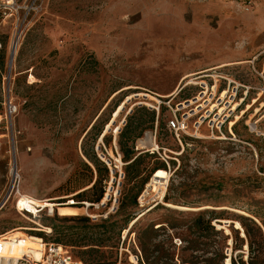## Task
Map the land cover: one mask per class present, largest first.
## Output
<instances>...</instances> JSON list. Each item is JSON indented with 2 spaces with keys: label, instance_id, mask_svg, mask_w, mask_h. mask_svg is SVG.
<instances>
[{
  "label": "rangeland",
  "instance_id": "obj_1",
  "mask_svg": "<svg viewBox=\"0 0 264 264\" xmlns=\"http://www.w3.org/2000/svg\"><path fill=\"white\" fill-rule=\"evenodd\" d=\"M17 5L18 13L0 9V114L9 96L17 107L0 126V199L11 186L16 161L19 209L44 210L21 214L16 209L20 197L14 196L0 211V235H43L44 243L61 239L77 259V252L88 248L71 246L85 234L75 219L85 216L94 224L118 211L126 167L118 137L126 121L142 117L150 129L136 141V151L150 152L153 148L140 142L152 135L158 158L145 159L141 169L149 162L151 168L164 163L168 175L155 188L148 186L152 175L138 205L112 219L117 233L122 230L115 239L117 264H150V252L151 261L163 252L181 264L184 258H211L222 245L225 264L232 258L248 263L264 252V0H17ZM17 32L22 37L11 55ZM187 76L197 84L180 92ZM203 82L210 91L217 85V97L230 83L229 95L238 87L236 111L214 136L207 121L200 138L184 135L179 141L168 128V104L160 112L153 107L170 101L175 108L196 96ZM129 97L117 121L105 125ZM197 119L189 121L190 127ZM104 127L109 144L97 139ZM86 153L114 171L107 183L109 200H103L105 205H56L92 179ZM140 181L127 186L129 197ZM166 195L190 209L165 205ZM59 208H77L79 214L62 217ZM202 211L221 218L213 225L224 228L226 241L212 234L193 251L196 235L190 227ZM144 212L133 227L131 219ZM240 217L261 231L246 237L235 224ZM136 256L139 262L133 261Z\"/></svg>",
  "mask_w": 264,
  "mask_h": 264
},
{
  "label": "trees",
  "instance_id": "obj_2",
  "mask_svg": "<svg viewBox=\"0 0 264 264\" xmlns=\"http://www.w3.org/2000/svg\"><path fill=\"white\" fill-rule=\"evenodd\" d=\"M163 108V107H161ZM155 112V111H154ZM110 119L106 122L105 125L110 123ZM150 122V121H149ZM154 122V119L153 121ZM148 121H144L142 117L137 119V121H126L125 129L120 131L118 137V146L119 152L122 154V161L126 164L124 169V182L122 184L121 197L119 199V209L115 215H119L123 213L129 206H137L138 198L142 194L145 189V186L150 182L152 175H154L158 170H167V166L164 163H158L159 165L151 168L150 162L143 168V164L145 163V159H153L158 158L156 153L146 152L141 153L136 151V141L143 136L146 129H150V125L146 126ZM96 126L94 125L91 130H95ZM153 128V126H151ZM236 131V130H235ZM105 127L102 128L97 134V139L103 140L106 144H109L108 135L105 134ZM236 133V132H235ZM237 134V133H236ZM184 138V136L182 137ZM86 157L89 163H85L86 169L92 174V179L89 184L85 186L81 190L75 191L77 193L75 196L66 199L65 201L56 204L59 206H66L68 202L73 201L72 207H78L80 205L90 204L91 206L95 204H100L106 198L107 192V183L110 182L111 179V169L108 165L102 162L97 156H90L86 153ZM97 175V178L94 180V176ZM137 180L140 181V187L133 196L129 197L127 193V186ZM166 204H172L175 206H180L177 201L166 195L164 199ZM85 203V204H83ZM111 202H109L108 206ZM159 205L154 207L157 208ZM77 209V208H76ZM210 215L209 217L207 215ZM115 215H109L108 218L102 219L98 223L92 224L90 218L85 216H77L76 221L78 224L83 226L85 231L84 235H79L80 238L71 246L75 248H88L83 250L82 252H77V260L81 264H117L119 262L118 252H119V242H116L115 239L121 235L120 230L118 233L116 231L117 221H113ZM215 219H221L216 217L215 211H202L195 215L192 219V225L190 230L192 233L196 235V239L192 240V250L199 251L198 244L200 240L209 238L212 234L222 236L223 243L226 241V238L222 234V230L216 229L213 225V221ZM140 220V219H139ZM137 219L132 218L131 223H134L133 227L138 223ZM239 223L241 224L245 236L248 238H252L253 231L260 232V227L252 220L246 217H240ZM51 226H49L50 228ZM52 228V227H51ZM62 234V231L60 232ZM43 238V235L39 236ZM83 246H78V244ZM68 247V244H64L61 242V239H56V243ZM146 245H143V251L146 252ZM253 246L250 243V248ZM151 252H150V264H161L163 260H166L164 264H174L173 257L169 255H165L163 252H160L159 257L155 258L151 261ZM115 258V259H114ZM226 256L224 254V245L219 247L218 251L211 258H184L182 259L181 264H225ZM231 264H239L233 258L231 259ZM240 264H264V252H259L258 254L250 257V261L245 262L241 261Z\"/></svg>",
  "mask_w": 264,
  "mask_h": 264
},
{
  "label": "built area",
  "instance_id": "obj_3",
  "mask_svg": "<svg viewBox=\"0 0 264 264\" xmlns=\"http://www.w3.org/2000/svg\"><path fill=\"white\" fill-rule=\"evenodd\" d=\"M0 9L10 12H19L20 7L17 5V0H0ZM18 36V41H20L22 37V32H17L15 34L14 39ZM13 39V40H14ZM19 43V42H18ZM3 49L2 44L0 42V51ZM11 55L14 52V42L11 45ZM7 80L6 75L4 76V81ZM187 84V83H186ZM184 84L180 88V92L185 89L188 85ZM230 86L229 89L223 90L222 94L227 91V94L224 98H221L222 94L217 97L218 87L212 86L211 91L206 82H203L201 85V91L193 96L192 99L186 100L183 103L178 104L175 108L171 107V102L168 103H159L158 108H154L157 112H160V107L162 104H168L167 107L171 111V117L168 120V128L175 135V137L180 141L184 135L190 136L192 138H200L199 131L200 128L208 121V128L211 130L212 135L214 136V130L221 131L223 125L228 121V119L235 113V109L232 107V104L235 102L239 89L238 87L234 88L231 91L230 95ZM230 96V100L226 101L227 97ZM214 101H216L214 103ZM203 102V103H201ZM191 109L189 113L180 114L182 110ZM17 112V107L14 105V102L8 97L5 101V110L4 113L0 116V126L7 124L10 119H12L13 115ZM204 112V114L202 113ZM202 113L200 116L199 114ZM198 116L197 122L190 127L189 121H191L194 117ZM223 118V119H222ZM222 119V121H220ZM151 153L154 152L152 149ZM15 167L17 171V163L14 162L13 167L11 168V186L9 190L5 193V195L0 199V211L12 200V198L16 195L21 197L19 182L20 179L12 175V169ZM20 199V198H19ZM19 199L16 201V207L19 205ZM72 204L73 201H71ZM37 213H31L27 208L21 209L18 211L21 214L33 215L41 213L44 208L36 207ZM7 234L0 235V264H81L76 261L72 255L68 252L67 248L62 245L55 243H42L39 252H41L40 259H36L33 254H26L23 256H11L7 253V243L10 241L11 237ZM137 262H139V257H134Z\"/></svg>",
  "mask_w": 264,
  "mask_h": 264
},
{
  "label": "bare ground",
  "instance_id": "obj_4",
  "mask_svg": "<svg viewBox=\"0 0 264 264\" xmlns=\"http://www.w3.org/2000/svg\"><path fill=\"white\" fill-rule=\"evenodd\" d=\"M12 42H14V50L16 51L18 49V45H19L18 36H16V38ZM12 69L13 68L11 67V70ZM190 78H191V76H187V77L184 78V81H187L186 85H193V84L196 85L197 83L193 82V80L188 81ZM141 96L147 97V98H151V99H155V98H153L150 95L141 94ZM143 145L144 146L145 145L154 146V141L150 137L149 140L143 142ZM18 173H19V168H18V165H17V171L15 170V167H14L12 169V175L14 177H16L17 179H20L19 176H18ZM167 175H168V173L165 170H158L154 174L152 182L148 186L155 188V186L160 183L159 180H165L167 178ZM20 199H21V197H20ZM20 199H19V205L21 203ZM19 205H18V207H19ZM165 205H167L169 207H172V208H175V209H179V210H188V209H190V208H187V207L175 206V205H172V204H165ZM88 206H90V205H88ZM16 209L18 211H20L21 209H26V207L25 208H21V209L16 207ZM151 209L147 210V212L150 211ZM51 212H53V211L51 210ZM58 214L60 216H62V217L77 216L79 214V210L76 209V208H59L58 209ZM144 215H146V212L142 213L138 217V220L141 219ZM235 224H236V227L239 230H242V232L245 233L243 228H242V226H241V224L239 222H235ZM221 227L222 226H218V228H221ZM46 232L47 233H51L52 229L51 228H46ZM42 243H44L43 239L40 238V237H37V236H29V237H27V236H23V235H18L17 236V235H13L12 234L10 241H8V243L6 245L7 253L9 255H11V256H23V255H26V254H33L36 259H40V257H41L40 253L41 252H39V250L41 248ZM133 261H136V260L134 259ZM230 263H231V261L227 260V264H230Z\"/></svg>",
  "mask_w": 264,
  "mask_h": 264
},
{
  "label": "crops",
  "instance_id": "obj_5",
  "mask_svg": "<svg viewBox=\"0 0 264 264\" xmlns=\"http://www.w3.org/2000/svg\"><path fill=\"white\" fill-rule=\"evenodd\" d=\"M0 73H1V63H0ZM116 93H118V91L117 92H115L113 95H115ZM172 95V94H171ZM130 99H131V97H129L125 102H122L117 108H116V110L113 112V114H112V116L109 118L110 119V121L112 120V121H117V119L120 117V115H121V113L124 111V109H125V105H126V103L127 102H130ZM117 111V112H116ZM116 112V113H115ZM2 114H0V116H1ZM99 117V116H98ZM114 117V118H113ZM113 126V125H112ZM107 132V131H106ZM4 134H0V137H2ZM104 135H105V133H104ZM151 137V139L152 140H154V137L152 136V135H148L147 136V138L144 140V141H141L140 142V144L142 143L143 144V142H145V141H147V140H149V138ZM147 146V145H146ZM151 148H153L154 150H155V148L153 147V146H151V145H149ZM0 147H1V144H0Z\"/></svg>",
  "mask_w": 264,
  "mask_h": 264
},
{
  "label": "water",
  "instance_id": "obj_6",
  "mask_svg": "<svg viewBox=\"0 0 264 264\" xmlns=\"http://www.w3.org/2000/svg\"><path fill=\"white\" fill-rule=\"evenodd\" d=\"M13 53V52H12ZM14 54V53H13ZM109 129H107V131H108ZM111 173L112 174H114V171L113 170H111ZM124 177V176H123ZM106 200H109V196H107L106 197ZM102 205H105V203H102ZM91 206V205H90ZM219 223H222V222H219ZM225 224V226H229L231 223H229V222H226V223H224ZM218 230H224V228H219ZM236 230H238L237 228H236Z\"/></svg>",
  "mask_w": 264,
  "mask_h": 264
}]
</instances>
